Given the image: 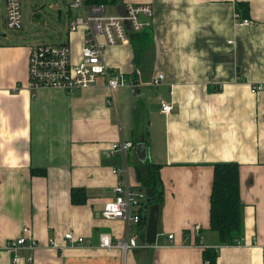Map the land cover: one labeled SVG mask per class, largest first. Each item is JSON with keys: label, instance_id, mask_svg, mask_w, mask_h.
Returning a JSON list of instances; mask_svg holds the SVG:
<instances>
[{"label": "crops", "instance_id": "crops-1", "mask_svg": "<svg viewBox=\"0 0 264 264\" xmlns=\"http://www.w3.org/2000/svg\"><path fill=\"white\" fill-rule=\"evenodd\" d=\"M68 1H53L56 23L65 29L49 42L68 37L77 60L83 31L67 33ZM110 1L114 14L122 2L153 11L140 17L150 25L135 34L148 38L136 61L135 35L128 45L104 49L109 69L129 82L113 92L112 105L101 77L72 92L31 89L34 42L20 31L12 37L1 31L6 6L0 0V264H208L206 247L216 250V264H264V0ZM237 1L248 5L242 16L248 24L236 19ZM158 73L164 79L151 85ZM259 83L263 88L253 92ZM160 100L173 110L161 113ZM118 139L133 143L125 156L131 185L140 186L138 173L146 176L150 165L159 168L162 198L152 243L153 203L145 202L139 223L127 228L122 219L101 215L121 178L112 169L123 157L109 154ZM227 161L239 164L242 203V231L228 245L209 228L213 163ZM72 188L84 190L83 203L71 201ZM68 231L93 244L67 243ZM102 232L134 238L136 246L124 256L100 247ZM21 235L24 246L4 248Z\"/></svg>", "mask_w": 264, "mask_h": 264}, {"label": "built area", "instance_id": "built-area-1", "mask_svg": "<svg viewBox=\"0 0 264 264\" xmlns=\"http://www.w3.org/2000/svg\"><path fill=\"white\" fill-rule=\"evenodd\" d=\"M4 2L7 28L19 30L22 24L20 0H4ZM107 4L102 0L68 1L67 7L71 11V17L68 21L67 33L83 31L80 56L77 60L73 59L68 37L57 43L42 41L31 45L27 67L28 85L31 89L48 87L72 92L95 84L101 77L109 90L107 103L113 104V92L129 82L121 73H114L109 69L103 59L104 49L108 45H128L133 35L150 25L149 21H142L140 17H152L153 11L149 4L122 2V12L105 14ZM236 19L243 24L250 22L248 18H242L238 13H236ZM163 79V73H158L150 84L158 85ZM262 88L263 83H259L252 87V91L256 92ZM172 110L171 102L160 100L161 113L168 114ZM132 146L131 141L124 139H118L111 144L109 154L119 153L123 157L121 166L112 169L113 173H120L121 178L114 186V197L104 203L101 211V215L105 218L122 219L126 228L131 222L139 223L140 210L147 199L145 190L140 186L131 185L126 178L128 168L125 156ZM22 232L29 233L28 227H23ZM171 237L172 235H169V238ZM63 239L72 245L93 244L92 239L75 236L70 231L64 233ZM26 241L27 238L21 235L7 240L4 248L16 252L25 245ZM35 244V241H32L29 246L34 248ZM50 244L54 245L52 239ZM98 246L119 249L124 256L129 248L136 246V242L134 238L127 236L113 239L110 234L102 232L98 235Z\"/></svg>", "mask_w": 264, "mask_h": 264}, {"label": "trees", "instance_id": "trees-1", "mask_svg": "<svg viewBox=\"0 0 264 264\" xmlns=\"http://www.w3.org/2000/svg\"><path fill=\"white\" fill-rule=\"evenodd\" d=\"M101 1V0H96ZM111 2L110 0H102ZM236 11L245 17L248 15V5L245 2H236ZM146 36L135 35L132 43L135 61L138 58L142 46L147 42ZM157 165H150L146 176L138 173L141 187H148L152 192L147 203L158 204L162 198L160 190L161 180L159 178ZM85 193L82 188L71 189V201L81 204L85 201ZM146 199V200H147ZM239 195V164L237 162H215L213 163V178L210 193L209 228L219 236L221 244H235L238 242L242 231V216ZM216 250L211 247L203 249V260L208 264H216Z\"/></svg>", "mask_w": 264, "mask_h": 264}, {"label": "rangeland", "instance_id": "rangeland-1", "mask_svg": "<svg viewBox=\"0 0 264 264\" xmlns=\"http://www.w3.org/2000/svg\"><path fill=\"white\" fill-rule=\"evenodd\" d=\"M54 0H20L21 2V28L11 30L5 23H1V31L6 37L15 36V33H21L25 39L33 41V44L39 42H49L54 40L60 34H63L65 25L56 23L55 12L52 4ZM61 3V0H58ZM115 8L107 4L105 14H114ZM45 22V23H44ZM31 37V38H30ZM32 43V42H31Z\"/></svg>", "mask_w": 264, "mask_h": 264}, {"label": "water", "instance_id": "water-1", "mask_svg": "<svg viewBox=\"0 0 264 264\" xmlns=\"http://www.w3.org/2000/svg\"><path fill=\"white\" fill-rule=\"evenodd\" d=\"M119 10L123 11V6L120 5ZM152 192L151 188L146 189V194L149 196ZM149 201V199H147ZM157 211L158 205L152 204L149 207L148 219H147V242L152 243L155 240L156 224H157Z\"/></svg>", "mask_w": 264, "mask_h": 264}]
</instances>
